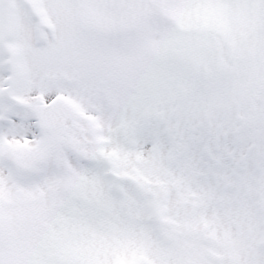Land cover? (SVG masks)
Segmentation results:
<instances>
[{"label": "snow or ice", "instance_id": "snow-or-ice-1", "mask_svg": "<svg viewBox=\"0 0 264 264\" xmlns=\"http://www.w3.org/2000/svg\"><path fill=\"white\" fill-rule=\"evenodd\" d=\"M0 264H264V0H0Z\"/></svg>", "mask_w": 264, "mask_h": 264}]
</instances>
